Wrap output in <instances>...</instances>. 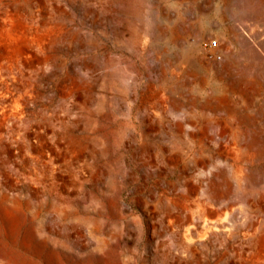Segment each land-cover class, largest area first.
Instances as JSON below:
<instances>
[{"label": "rangeland", "instance_id": "rangeland-1", "mask_svg": "<svg viewBox=\"0 0 264 264\" xmlns=\"http://www.w3.org/2000/svg\"><path fill=\"white\" fill-rule=\"evenodd\" d=\"M0 264H264V0H0Z\"/></svg>", "mask_w": 264, "mask_h": 264}, {"label": "bare ground", "instance_id": "bare-ground-1", "mask_svg": "<svg viewBox=\"0 0 264 264\" xmlns=\"http://www.w3.org/2000/svg\"><path fill=\"white\" fill-rule=\"evenodd\" d=\"M241 41V50L240 54L245 56L249 61H254L257 59H260V54L258 51L253 47V45L247 41V38H242ZM223 60V66L228 67V66H233L234 64H237V56L228 52L224 53V59ZM237 83H243L247 81V73L246 71H241L238 74L237 77Z\"/></svg>", "mask_w": 264, "mask_h": 264}, {"label": "built area", "instance_id": "built-area-1", "mask_svg": "<svg viewBox=\"0 0 264 264\" xmlns=\"http://www.w3.org/2000/svg\"><path fill=\"white\" fill-rule=\"evenodd\" d=\"M219 40L218 39H210L207 43L206 46H208L209 48H215L218 47L219 45Z\"/></svg>", "mask_w": 264, "mask_h": 264}]
</instances>
